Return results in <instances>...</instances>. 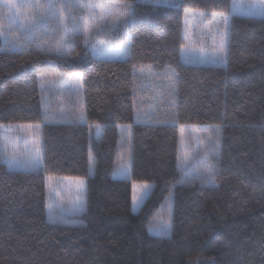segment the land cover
Segmentation results:
<instances>
[{
  "label": "trees",
  "instance_id": "obj_1",
  "mask_svg": "<svg viewBox=\"0 0 264 264\" xmlns=\"http://www.w3.org/2000/svg\"><path fill=\"white\" fill-rule=\"evenodd\" d=\"M96 1L131 13L106 32L128 39L124 59L92 57L81 31L64 44L52 21L20 49L0 42V125H38L42 157L8 169L0 131V264H264V18L229 15L225 64L192 65L184 11L231 0ZM65 9L79 23V5ZM57 178L84 180L81 210L50 207ZM131 182L149 185L136 213ZM162 222L168 236L148 233Z\"/></svg>",
  "mask_w": 264,
  "mask_h": 264
},
{
  "label": "rangeland",
  "instance_id": "obj_2",
  "mask_svg": "<svg viewBox=\"0 0 264 264\" xmlns=\"http://www.w3.org/2000/svg\"><path fill=\"white\" fill-rule=\"evenodd\" d=\"M69 1V2H68ZM154 5H172L176 0H142ZM14 3L17 8L11 9L9 15L8 3ZM50 0H0V42L4 49H20L26 46L31 37L35 35L38 27L48 21L53 22L49 27L51 32L56 29L62 31L61 14L66 10L63 4L70 3L79 5L81 11L79 17V29L85 36V45L92 57L101 59H124L127 50L122 51L121 45L127 38L111 39L106 32H111L118 19L124 18L119 12L125 4L101 2L96 0H60L58 15L40 21L39 25L32 29L28 27L35 15L42 14L43 9L33 5H47ZM57 4V0H52ZM24 5V7H21ZM80 5H94L95 8H82ZM231 14H239L249 17L264 18V0H231L228 13L210 14L201 11H184L182 16V36L184 44L180 48V58L184 63L192 65H224L227 42V22ZM64 19V16L62 14ZM227 18V19H225ZM106 36V37H105ZM127 45L125 48L127 49ZM221 46H223L221 50ZM61 88L74 90L79 87L78 79L67 80L57 77L55 82ZM98 126L92 127V135L97 136L100 130ZM99 128V127H98ZM38 125H0L2 133V160L11 170H33L37 167L27 162L26 153L35 154L39 147ZM203 143L211 149V140L205 138ZM130 170L129 158L126 159L112 174L115 178H128ZM84 180L74 178H57L49 182L50 207L57 208L61 213L79 211L83 203V189L79 182ZM147 186V187H145ZM84 188V186H83ZM54 191L51 194V191ZM148 184L131 182V211L136 213L147 195ZM134 197L136 200L134 201ZM150 235H169V226L165 222L154 228L148 229Z\"/></svg>",
  "mask_w": 264,
  "mask_h": 264
},
{
  "label": "snow or ice",
  "instance_id": "obj_3",
  "mask_svg": "<svg viewBox=\"0 0 264 264\" xmlns=\"http://www.w3.org/2000/svg\"><path fill=\"white\" fill-rule=\"evenodd\" d=\"M7 7L9 8V15L11 17V9L17 8V5L14 4V3L9 2ZM21 7H24V5H21ZM33 7L42 8L43 9V13L35 15L34 19L29 23L28 27H30L32 29H35L39 25L40 21L45 20V19L50 18V17H56L58 15L57 5H56V3L52 2V0H50V2L47 5H33ZM63 7L67 8L69 6L68 5H64ZM80 7H82V8H87V7L95 8L94 5H91V6H89V5H80ZM127 7L131 8L132 5H128ZM130 15H131V13H129L128 16L123 18V22L124 23L128 22V18L130 17ZM225 19H227V18H225ZM61 24H62L63 32L65 34L64 44H67L68 43L67 36L70 33L77 31L79 29V24H78L77 20L74 18V19H72L71 24L69 25V23L66 20L63 19L62 14H61ZM128 43L129 42L127 40H125L123 42V44L121 45V50L122 51H126L127 50L125 48V45L128 44ZM222 48H223V46H221V50H222ZM97 131H99L98 127H97ZM26 158H27V162L30 165L35 166V167L38 168L41 165V162H42V157L40 155L39 147L36 148L35 154H32L31 152L26 153ZM207 179L208 180H212L213 179L212 174H211L210 171L207 173ZM79 184H80V189L82 190L83 186H84L83 185V181H80ZM145 187H147V186H145ZM133 199L135 201L136 197H134Z\"/></svg>",
  "mask_w": 264,
  "mask_h": 264
}]
</instances>
